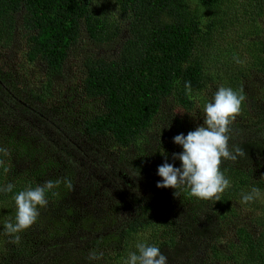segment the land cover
Returning <instances> with one entry per match:
<instances>
[{
    "label": "rangeland",
    "instance_id": "374dc122",
    "mask_svg": "<svg viewBox=\"0 0 264 264\" xmlns=\"http://www.w3.org/2000/svg\"><path fill=\"white\" fill-rule=\"evenodd\" d=\"M99 1L105 7L114 3V0ZM229 2L247 14L230 17L234 28L231 25H226L222 31L215 28L203 56L207 83L192 90L193 98L187 96L186 105L177 107L164 102L155 115L153 127L145 133L143 146L139 142L126 151L112 148L109 140L89 138L83 131V122L95 114L93 111L99 104L89 103L91 105L85 109L80 101L81 56L84 53L106 55V48L93 46L86 39L80 42L76 53L66 62L62 77L57 79L53 98L44 105L36 102L27 105L21 99L23 92L39 90L45 85L44 67L27 61L25 34L19 25L12 38L7 36L8 39L0 40V78L6 82L5 89L0 88V131L9 134L17 127L19 133L33 138L45 148L44 153L52 162L46 174L56 179L66 176L74 185L72 191L64 188L65 198L60 200L61 213L69 216L71 225L67 230H55L63 237L60 242L54 239L50 244L45 240L35 243L39 249L36 254H40V261L35 264H123V259L136 249L138 242L148 241L147 230L134 237L125 250L114 241L94 243L93 239L105 232L122 231L128 216H134L132 208L137 207L148 208L156 215L163 214V230L170 231L179 241L181 252L184 250L180 260L167 258V264H235L234 252L241 253L246 244V235H241L247 230L253 235L263 230L264 184L251 182L233 188L230 167L249 168L251 179L264 181V155H247V160L240 157L237 161H242H235V165L231 164L233 161L223 162L226 164L221 166V171L230 180L231 187L221 195V201L191 197L184 187L177 190L178 196H174L175 189L157 187V182L161 181L157 169L165 162V157L175 167L181 166L179 160H173L172 154L183 149L173 143V138L181 133L186 136L203 125V105L212 101L221 85L232 88V84L236 86L235 81L246 97L241 114L231 125L229 147H240L245 141L255 143L263 139L264 142V74L252 70L249 78L238 75L239 69L248 68L251 62L260 59H254L253 55L263 50L259 42L264 44V16L252 21L251 12L255 9L250 1ZM80 47L86 49L82 51ZM234 55L244 63L237 64ZM29 164L22 162L16 168L25 170L31 167ZM252 187L260 189L261 197L248 204L240 203L241 193L250 192ZM53 204L48 200V205ZM0 214V222H4L1 207ZM88 216L101 220L100 231L82 229L83 220ZM194 245L196 250L189 251ZM3 246L0 240V248ZM90 253L99 258L90 260ZM13 256L16 259L10 260V264L34 262L25 261L23 255Z\"/></svg>",
    "mask_w": 264,
    "mask_h": 264
},
{
    "label": "trees",
    "instance_id": "16d2710c",
    "mask_svg": "<svg viewBox=\"0 0 264 264\" xmlns=\"http://www.w3.org/2000/svg\"><path fill=\"white\" fill-rule=\"evenodd\" d=\"M246 1L255 9L251 12L252 21L264 16V0ZM229 3V0H114L105 7L99 0H0V40L12 38L19 25L25 34L27 61L44 67L45 85L39 90L23 92L21 99L27 105L33 102L44 105L53 98L57 79L62 77L66 62L76 53L80 42L86 39L93 46L106 48V55L84 53L81 56L80 101L85 109L92 103L99 104L93 111L95 114H89L83 122V131L89 138L109 140L112 148L126 151L139 142L143 146L145 133L153 127L155 115L164 102L177 107L187 104L186 82H191L192 90L207 83L203 56L215 28L221 31L226 25L234 28L230 17L247 14ZM259 44L263 45V50L253 57L260 59L251 62L248 68L239 69L241 78H249L252 70L264 74L263 41ZM234 83L236 86L232 84V89L241 91L240 84ZM5 85L0 78V88L5 89ZM0 147L9 153L8 156L0 153V159L9 169L5 172L0 167V187L8 183L15 185L12 193L0 192V207L5 221L12 217L14 222L12 197L26 187L35 188L47 180L55 181L56 177L46 174L52 162L47 159L45 148L19 133L17 127L9 134L0 131ZM240 147L246 153L242 157L246 160L247 155H264L263 139L255 143L242 142ZM22 162H29L31 167L16 168ZM234 167H230L233 188L251 182L264 184V181L251 179L249 168ZM64 188L61 183L53 189L58 195L47 193V199L54 204L39 210L37 222L19 233V244L9 242L13 237L4 235L5 221L0 222V240L4 242L0 248V264H10V260L16 259L13 254L18 258L23 255L25 261H34L32 264L38 263L40 254H36L35 243L45 240L50 244V240L63 239L55 230H67L71 225L69 216L61 213ZM132 209L134 216H128L122 231L105 232L94 238V243L114 241L125 250L134 237L147 230L149 245L158 246L168 260L174 257L180 260L184 250L181 252L179 241L170 231L163 230V214H153L148 208ZM101 226V220L88 216L81 227L92 232L100 231ZM244 235L246 244L241 253L234 252L235 264H264V226L254 235L248 230L241 237ZM191 250L195 251L196 246L189 248Z\"/></svg>",
    "mask_w": 264,
    "mask_h": 264
},
{
    "label": "clouds",
    "instance_id": "9594fccd",
    "mask_svg": "<svg viewBox=\"0 0 264 264\" xmlns=\"http://www.w3.org/2000/svg\"><path fill=\"white\" fill-rule=\"evenodd\" d=\"M233 60L237 64L244 63L238 56L234 55ZM186 95L189 99L192 88L191 82L185 83ZM246 97L242 91L233 90L231 87L219 86L214 93L211 102L203 105V125L189 131L185 136L183 133L173 138V143L182 146L183 151L173 153V160L181 162L180 167L165 162L158 166L157 175L161 181L157 182L158 188H172L178 196V189H188V195L201 200L221 201V195L231 187V182L226 178L221 165L224 161H237L238 158L246 155L244 149L239 146L229 147L231 125L242 112V105ZM0 153L8 156V150L0 147ZM0 167L7 172L5 161L0 159ZM61 183L69 190H74L70 178H58L55 181L47 180L35 188L29 186L15 194L12 199L15 203L14 222L11 218L5 221L4 235L13 237L9 242L19 244L20 235L31 228L38 220L39 209L48 205L47 193L53 196L58 195L53 189L58 188ZM15 185L8 183L0 187V192L12 193ZM242 204L254 202L261 197V191L252 187L250 192L241 193ZM137 251H129L123 264H167V257L156 245H149L146 241L138 242L135 245ZM95 253H90L89 259H98Z\"/></svg>",
    "mask_w": 264,
    "mask_h": 264
}]
</instances>
